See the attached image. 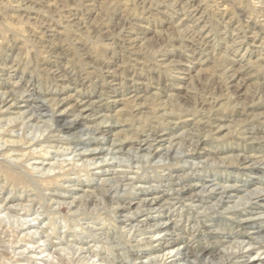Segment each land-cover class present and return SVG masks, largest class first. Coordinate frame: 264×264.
Listing matches in <instances>:
<instances>
[{
  "label": "clouds",
  "instance_id": "1",
  "mask_svg": "<svg viewBox=\"0 0 264 264\" xmlns=\"http://www.w3.org/2000/svg\"><path fill=\"white\" fill-rule=\"evenodd\" d=\"M0 264H264V0H0Z\"/></svg>",
  "mask_w": 264,
  "mask_h": 264
}]
</instances>
